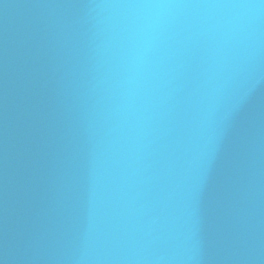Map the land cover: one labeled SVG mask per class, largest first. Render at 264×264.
<instances>
[{
	"label": "water",
	"instance_id": "95a60500",
	"mask_svg": "<svg viewBox=\"0 0 264 264\" xmlns=\"http://www.w3.org/2000/svg\"><path fill=\"white\" fill-rule=\"evenodd\" d=\"M0 264H264V0H0Z\"/></svg>",
	"mask_w": 264,
	"mask_h": 264
}]
</instances>
